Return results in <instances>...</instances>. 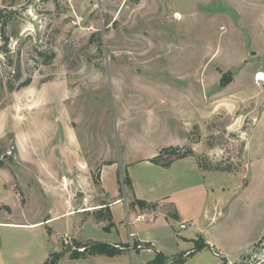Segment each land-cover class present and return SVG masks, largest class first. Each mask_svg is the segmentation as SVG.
Segmentation results:
<instances>
[{"label": "rangeland", "instance_id": "rangeland-1", "mask_svg": "<svg viewBox=\"0 0 264 264\" xmlns=\"http://www.w3.org/2000/svg\"><path fill=\"white\" fill-rule=\"evenodd\" d=\"M0 13L8 38H0V220L43 222L8 229V264H45L64 250L57 264H148L156 250L169 259L192 250L194 229L173 223L150 231L154 257L129 250L72 257L86 235L108 243L116 231L108 221L81 231V215L65 216L51 191L61 179V191L91 207L102 197L94 177L108 160L125 166L127 157L170 146L191 147L197 160L232 172L246 161L247 171L226 181L235 207L255 201L240 228L244 256L224 258L264 263V81H256L264 73V0H0ZM228 73L233 81L222 88ZM30 78L29 87L10 90ZM77 162L88 175L68 183ZM169 229L174 236L164 235ZM228 263L207 251L188 262Z\"/></svg>", "mask_w": 264, "mask_h": 264}, {"label": "crops", "instance_id": "crops-1", "mask_svg": "<svg viewBox=\"0 0 264 264\" xmlns=\"http://www.w3.org/2000/svg\"><path fill=\"white\" fill-rule=\"evenodd\" d=\"M198 115H200V110H198ZM192 116H196V114L193 113L189 120L186 121L188 127H190V130L184 129L183 133L186 136H188L195 125V120ZM185 145H189L187 137ZM247 146L245 143L244 157H247L248 154L249 147L247 149ZM161 150L162 148L155 150L143 160L134 161L127 157L125 166H122L117 158L108 160L111 162L110 165L103 164L100 170L99 184L102 193L98 195L102 197L100 202L93 204L91 207L89 203H78L73 195L61 191L64 185L61 179L54 184V189H51V191L59 195L67 207L64 215L73 217L81 215L80 222L82 224L79 225L81 231L84 224L92 225L95 228L105 227L104 225L107 221L97 220L94 216L95 212L108 207L112 213V224L116 231L115 241L102 240L108 243L99 242L96 238H88L86 235L85 240L80 242L83 244L104 243L115 247L128 245L129 247H122V250H129L133 257H137L143 252L149 254L148 257H154L153 249L156 245L155 242L158 240H151L149 237L150 231L154 230L153 232H157L156 229H166L171 227L173 223H178L180 228L181 225L185 224V229H194V234L198 238L195 243L201 240V242L211 246V249L204 248L196 254L207 251L219 260H227L224 257H233L231 254L236 257H243L244 245L239 241L242 234L240 228L248 224L247 213L249 212V206L254 204L255 201L250 203L246 200L239 201L240 204L235 207L233 200L239 199L233 198L231 192L228 191L229 188H226V181H228L229 176L239 178L240 173H245L247 171L246 161V164L244 163L239 170L234 172L213 171L202 169L199 161L194 156L177 160L169 168L165 169L148 161ZM193 150L194 152L196 151L195 149ZM112 151L108 157H112ZM103 160L104 158L101 161ZM81 164V162H77V167L73 168L71 172L73 175L67 174L65 176V180L68 183L73 182L74 184L81 181L83 176L87 177V169L82 167ZM54 176L58 175L55 174ZM121 176L124 179L129 178L131 180L132 187H125L127 195L121 193L122 189L119 184ZM219 179L224 180L223 186L217 185L218 181H220ZM74 194L76 197L80 196L82 192L77 191ZM135 200L142 201L148 205H159L161 210H158L155 214L150 211H143L138 205H132ZM139 216L143 217V219H138ZM59 217L56 216L53 220ZM41 223L43 222L19 224L9 222V220H0V264L9 263L5 249L8 240V229L10 227L19 228V226L34 227ZM167 233L171 236L175 234L170 229L164 235ZM191 239L193 240L194 238ZM68 243L69 239L65 241V244ZM135 243L138 245H134ZM190 251L189 249L181 250L171 257L183 254L187 256ZM154 252L162 253L160 250ZM47 258L46 262L50 256ZM190 258H187L186 264H188ZM228 262V264L233 263L231 260H228Z\"/></svg>", "mask_w": 264, "mask_h": 264}, {"label": "trees", "instance_id": "trees-1", "mask_svg": "<svg viewBox=\"0 0 264 264\" xmlns=\"http://www.w3.org/2000/svg\"><path fill=\"white\" fill-rule=\"evenodd\" d=\"M2 13H0V19L2 18ZM0 38H3L5 44L8 42V38L4 35L3 31L0 29ZM4 47H0V55L4 53ZM19 78V77H16ZM233 81L231 73L225 74L222 77L221 80V87L226 88L229 86ZM32 84V79H28L25 82L21 83L18 87H14L13 84H10V90H21L23 88H27ZM195 153L194 150L191 147L186 146H170L163 148L157 155L150 158L148 161L154 165L160 166L162 168H169L175 161L181 160L187 157H194ZM201 157L198 158V161L200 163V166L204 170H213V171H226V172H232L234 170V167L232 165H229L227 167H223L221 163H215L210 160L203 161ZM106 165H110L111 162L105 163ZM100 170L98 169V174L96 177H94L95 183L100 184ZM124 185H126L128 188L132 187L131 180L129 178L124 179ZM123 190H121L122 192ZM132 205H138L139 207H156L157 205H148L142 201L135 200ZM108 207L102 208L101 210L95 212L94 216L97 220H105L108 221L111 226H113L112 221V213L110 209H107ZM76 246L79 248H83V251H78V254L72 253V257H81V255L86 256L87 254H113L114 250H122V247H129L128 245L120 246L112 248L113 246L104 244V243H75ZM204 248L211 249V246L207 243L197 241L195 243V247L189 252L187 256L180 255L177 257H174L173 259H169L166 257L163 253H157L156 258L149 262L148 264H186V260L188 257H191L195 255L197 252L203 250ZM80 252L85 253L81 254ZM67 253H70L69 250H64L62 253H53L50 255L49 260L45 264H57ZM225 262H228V260L224 259ZM264 264V263H259Z\"/></svg>", "mask_w": 264, "mask_h": 264}, {"label": "built area", "instance_id": "built-area-1", "mask_svg": "<svg viewBox=\"0 0 264 264\" xmlns=\"http://www.w3.org/2000/svg\"><path fill=\"white\" fill-rule=\"evenodd\" d=\"M260 74H261V73H258V74H257V76H256V81H260V80H259V76H260ZM263 75H264V73H263ZM263 81H264V78H263V80H261V82H263ZM138 219H143V217L139 216ZM181 228H182V229H185V228H186V225H185V224L181 225ZM131 236H133V235H131ZM82 251H83V249H82Z\"/></svg>", "mask_w": 264, "mask_h": 264}, {"label": "bare ground", "instance_id": "bare-ground-1", "mask_svg": "<svg viewBox=\"0 0 264 264\" xmlns=\"http://www.w3.org/2000/svg\"><path fill=\"white\" fill-rule=\"evenodd\" d=\"M263 78H264V75L262 73V74H260L259 79H263Z\"/></svg>", "mask_w": 264, "mask_h": 264}, {"label": "water", "instance_id": "water-1", "mask_svg": "<svg viewBox=\"0 0 264 264\" xmlns=\"http://www.w3.org/2000/svg\"><path fill=\"white\" fill-rule=\"evenodd\" d=\"M252 54H254V53H252Z\"/></svg>", "mask_w": 264, "mask_h": 264}]
</instances>
